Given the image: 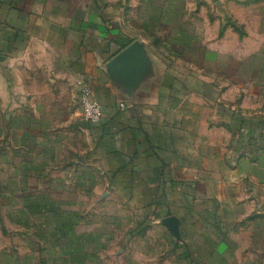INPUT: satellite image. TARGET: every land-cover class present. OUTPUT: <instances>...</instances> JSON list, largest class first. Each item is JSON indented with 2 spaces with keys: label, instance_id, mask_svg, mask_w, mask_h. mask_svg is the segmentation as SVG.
Segmentation results:
<instances>
[{
  "label": "crops",
  "instance_id": "crops-1",
  "mask_svg": "<svg viewBox=\"0 0 264 264\" xmlns=\"http://www.w3.org/2000/svg\"><path fill=\"white\" fill-rule=\"evenodd\" d=\"M259 2L232 0L221 41L198 0H0V201L83 160L98 175L82 178L84 206L136 208L178 242L181 261L159 264H264ZM106 235L83 231L60 264H103Z\"/></svg>",
  "mask_w": 264,
  "mask_h": 264
},
{
  "label": "rangeland",
  "instance_id": "rangeland-1",
  "mask_svg": "<svg viewBox=\"0 0 264 264\" xmlns=\"http://www.w3.org/2000/svg\"><path fill=\"white\" fill-rule=\"evenodd\" d=\"M198 2L204 7V23L208 27L210 23H218L219 40L222 41L230 28L228 24L234 21V15L229 11L232 0ZM251 2L252 8L263 5L259 0ZM238 6L242 7L243 4ZM81 166L83 160L78 164L70 161L68 166L67 163L59 164V170H52L47 176L45 189L24 198L16 196L0 201V264H60L67 257L61 253L64 247L78 246L83 231L89 230L107 234V238L99 239L98 244L109 249L96 256L97 263L126 264L131 262L130 257L135 262L151 264L165 263L167 260L173 263L181 261L177 251L178 242L174 239L171 242L163 241L159 233H163L164 229L157 223L148 222L136 208L115 207L114 200L110 204L105 200L106 205L100 208L84 206L82 178L91 179L93 176L97 180L98 175L85 171L82 175ZM98 191V182L88 191L94 203L99 200ZM105 198L102 196V199ZM119 218L121 223L118 222ZM143 218L144 221H141ZM150 233L159 236L153 237ZM162 246L165 250L169 249L167 252L171 253L170 256L158 252L148 258L144 253L149 249L147 247L160 251ZM134 248L137 251H132Z\"/></svg>",
  "mask_w": 264,
  "mask_h": 264
},
{
  "label": "built area",
  "instance_id": "built-area-1",
  "mask_svg": "<svg viewBox=\"0 0 264 264\" xmlns=\"http://www.w3.org/2000/svg\"><path fill=\"white\" fill-rule=\"evenodd\" d=\"M82 105L84 108V116L90 123H98L103 118V110L100 104L91 96V90L84 87L82 90Z\"/></svg>",
  "mask_w": 264,
  "mask_h": 264
}]
</instances>
